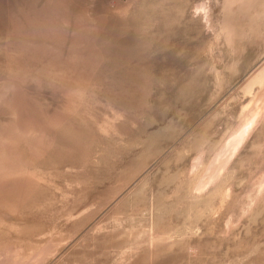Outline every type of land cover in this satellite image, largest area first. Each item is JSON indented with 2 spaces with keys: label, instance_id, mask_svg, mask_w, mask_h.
Listing matches in <instances>:
<instances>
[{
  "label": "rangeland",
  "instance_id": "obj_1",
  "mask_svg": "<svg viewBox=\"0 0 264 264\" xmlns=\"http://www.w3.org/2000/svg\"><path fill=\"white\" fill-rule=\"evenodd\" d=\"M262 70L264 0H0V264H264Z\"/></svg>",
  "mask_w": 264,
  "mask_h": 264
},
{
  "label": "bare ground",
  "instance_id": "obj_2",
  "mask_svg": "<svg viewBox=\"0 0 264 264\" xmlns=\"http://www.w3.org/2000/svg\"><path fill=\"white\" fill-rule=\"evenodd\" d=\"M263 71L264 70L259 72L257 77H261L262 74L264 73ZM257 82H258V80H257ZM250 126H251L250 123H246V125L242 129H240L237 133H235L233 136H231L230 140L221 148L220 153L212 160L210 166H208V168H210V170H208L209 172L207 171L208 174L206 173L207 175L205 176L206 177L205 181L203 179V181L200 182V184L198 186L199 189L205 188L209 183H211L212 180H214L215 177H217L216 176L217 173L223 167H225V163L227 162V160L229 161V158L231 156H233V154L236 152V150L240 146V144L243 141L244 136L247 134Z\"/></svg>",
  "mask_w": 264,
  "mask_h": 264
}]
</instances>
